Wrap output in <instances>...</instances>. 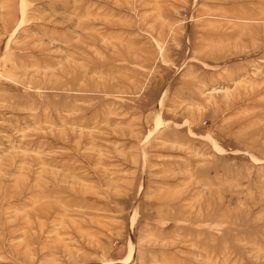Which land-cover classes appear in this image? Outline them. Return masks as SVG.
Instances as JSON below:
<instances>
[{
    "label": "rangeland",
    "instance_id": "1",
    "mask_svg": "<svg viewBox=\"0 0 264 264\" xmlns=\"http://www.w3.org/2000/svg\"><path fill=\"white\" fill-rule=\"evenodd\" d=\"M121 263L264 264V0H0V264Z\"/></svg>",
    "mask_w": 264,
    "mask_h": 264
},
{
    "label": "bare ground",
    "instance_id": "2",
    "mask_svg": "<svg viewBox=\"0 0 264 264\" xmlns=\"http://www.w3.org/2000/svg\"><path fill=\"white\" fill-rule=\"evenodd\" d=\"M130 240V239H129ZM132 247V246H131ZM135 247V246H134ZM130 254H131V251H130ZM126 259H127V257H126ZM122 264V263H121Z\"/></svg>",
    "mask_w": 264,
    "mask_h": 264
}]
</instances>
